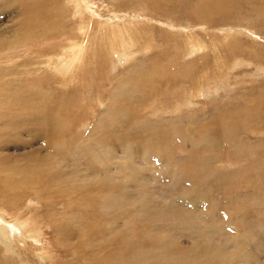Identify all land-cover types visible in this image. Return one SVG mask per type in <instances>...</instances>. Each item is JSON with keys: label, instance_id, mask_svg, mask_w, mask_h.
<instances>
[{"label": "rangeland", "instance_id": "374dc122", "mask_svg": "<svg viewBox=\"0 0 264 264\" xmlns=\"http://www.w3.org/2000/svg\"><path fill=\"white\" fill-rule=\"evenodd\" d=\"M134 9L152 44L124 52ZM0 26L14 264H264V0H0ZM243 49L253 64L223 75ZM38 153L58 160L33 177Z\"/></svg>", "mask_w": 264, "mask_h": 264}, {"label": "bare ground", "instance_id": "6f19581e", "mask_svg": "<svg viewBox=\"0 0 264 264\" xmlns=\"http://www.w3.org/2000/svg\"><path fill=\"white\" fill-rule=\"evenodd\" d=\"M164 9H166V7H164ZM259 10V9H258ZM257 10V11H258ZM261 10V9H260ZM259 10V11H260ZM258 11V12H259ZM123 14V16L125 17V24H127V26L126 27H124V28H128L127 30L126 29H122V31H121V35H122V39H121V43L123 44V46H122V49H123V51L125 52L126 50H127V48H126V45L128 46V48H129V46H130V44H129V42H128V40L131 42V43H133L134 45H136L137 46V50H139L138 48H142L143 47V44H142V41H141V39H144V41H145V43L146 42H149L148 44H152V40H151V38L153 37V35H152V32L149 30L150 28H149V26H148V23H147V21L145 20V15L144 14H141V11L140 10H136V9H134L133 10V13L131 14V18H128V16H127V12H123L122 13ZM259 14H261V13H259ZM258 14V15H259ZM256 15V14H255ZM142 17V18H138V17ZM108 22V21H107ZM60 26V27H59ZM58 27H56L55 29H54V31L52 32V35H58L57 33L59 32H62V31H64L65 30V28H66V25L65 24H61V25H59ZM103 26V25H102ZM6 29V30H3V29ZM4 28H3V26L1 27L0 26V51H3V53H6V52H8V50L10 49V47H11V44H12V42L9 40V38H8V35H7V27L6 26H4ZM252 28V27H251ZM220 39H218V41L213 45V47H212V54L214 55V57H215V59H217V58H219L220 57V54H219V50H218V46H220V45H222L223 44V42L226 40V36H220L219 37ZM183 40L180 42V43H177V41L175 42V44L176 45H178V46H180V47H182L183 49H185L186 47H188V44H187V39H185V38H182ZM239 39H241L242 40V38H241V36H239ZM65 41H68L67 39H65ZM262 41H264V38L262 39ZM179 42V41H178ZM239 43V42H238ZM260 44H263V43H261L260 42ZM146 45H144V47H145ZM226 46V41H225V43L222 45V47H225ZM240 46V45H239ZM129 49H132V47H130ZM90 51H92V44H91V48L89 49ZM263 50V46H261V47H259V51H262ZM203 51H206V49H203ZM246 51H247V49H243L242 50V53H243V55H241V56H236L235 54H233V56H232V59H231V61H232V66L233 67H230V68H227V66H225V69H222V73H223V75H226V76H229V72H232V70L233 71H235L234 70V68H237V67H243V66H245V65H247L248 67H250L253 63L250 61V60H248V59H246L245 58V56H244V54H247L246 53ZM258 51V52H259ZM134 53V52H133ZM0 59H4L3 58V56L2 55H0ZM230 61V62H231ZM3 62H5V61H3ZM0 73H3V72H0ZM222 82H224V81H222ZM197 84L201 87V84H200V82H197ZM203 84H204V82H203ZM259 92H261V89H259L258 90ZM176 94H178V93H176ZM172 95V94H171ZM249 97L247 96V98H246V103L247 104H249ZM169 113H171V112H169ZM175 115V114H174ZM125 119H127L128 121H130V122H133L134 120H135V116L132 114V113H125ZM160 118H161V115H160V113H158L157 114V119L160 121ZM171 125V123L170 122H168L167 123V126H170ZM126 137H129V138H132V139H134V136H132V135H126ZM142 137H145V138H143L144 140H146L147 138H148V131H147V129H144L143 130V132H142ZM12 138V137H11ZM200 141V140H199ZM243 142H244V140H242L241 141V143H240V147H242L243 146ZM8 143V142H7ZM199 144V143H198ZM197 144V145H198ZM10 145V144H9ZM202 145H204L203 143H202ZM194 146V145H193ZM200 146V145H199ZM252 146V145H251ZM197 147V146H196ZM202 147V146H201ZM246 148V147H245ZM241 149V148H240ZM243 150V149H242ZM249 150V149H248ZM39 150H37L36 152H38ZM245 151V150H244ZM33 152H35V151H33ZM238 152V150L236 151V153ZM249 152V151H248ZM209 159V158H208ZM54 160H58L56 157H44L43 155H40L39 153L38 154H31L30 156H24L23 158H22V161L24 162V164H25V166L23 165V163L21 164V168H23V169H28V170H30L32 173H33V177H34V169L36 168V165H37V163L41 166L42 165V163H41V161H46L47 163H51V162H53ZM203 160V159H202ZM11 161H13V160H11ZM19 162V161H18ZM59 162V161H58ZM61 163V162H60ZM19 164V163H18ZM205 164V163H204ZM8 165H9V170H11V171H16L17 170V168L18 167H15V166H13L12 164H10V162H8ZM20 165V164H19ZM31 165V166H30ZM43 165H45V164H43ZM194 164H191V165H189V167H192ZM186 166V165H185ZM44 167V166H43ZM194 167V166H193ZM18 169H20V167L18 168ZM187 169V168H186ZM49 170V169H48ZM8 173L9 172H7L6 170H5V168H3V166H0V180L1 181H3L5 178H8ZM220 175H222V174H220ZM223 177V176H222ZM44 178H46V177H44ZM218 178H220V176L218 177ZM224 178V177H223ZM50 179V178H49ZM43 181L45 182V179H43ZM42 180H41V182H43ZM40 182V181H39ZM43 182V183H44ZM46 183H47V181H46ZM205 183V182H204ZM206 184V183H205ZM52 185H53V183H52ZM39 187V186H38ZM48 187V185L46 186V188ZM52 187H54V186H51V188ZM41 188V187H40ZM48 188H50V187H48ZM42 189H43V187H42ZM41 190V189H40ZM45 190H47V189H45ZM52 190V189H51ZM42 191V190H41ZM49 191H50V189H49ZM88 191V190H87ZM37 192V191H36ZM45 192H47V191H45ZM86 193V192H85ZM205 193V192H204ZM39 194L40 193H38V196H39ZM56 194L57 195H62V194H60V192H58L57 190H56ZM36 195H37V193H36ZM88 196V195H87ZM41 197L43 198V196H42V193H41ZM39 198V197H38ZM37 198V199H38ZM42 200V202H44V204H46L47 203V201L45 202V200L44 199H41ZM54 200H55V198H54ZM65 200V198H63V199H61V201H64ZM40 201V200H39ZM5 216H7V212H5V211H0V223L3 221V218L5 217ZM30 219V221L32 222V223H36L35 222V220L34 219H32L31 217L29 218ZM3 226L5 227V231L6 232H8V233H11L12 231H13V229L11 228V226H9V228H7L6 226H7V224H5V223H3ZM1 231H2V227L0 226V233H1ZM55 236H56V240H57V244L59 245V246H63L64 247V245L66 244V240H64V239H62V237L57 233V232H55ZM10 237H12V236H10ZM17 237V236H16ZM29 238H31L30 237V235L28 234V235H24V237H23V240H22V242L23 241H25V240H27V239H29ZM0 241H1V244H2V246H4L6 249H3V248H1L0 247V264H14V261H13V255H16L15 254V252L12 250L11 251V247L9 246V243H11L12 242V240L10 239L9 240V238H8V235H3V236H1V234H0ZM14 242H16L17 243V241H16V239H15V241ZM59 242V243H58ZM71 243V242H70ZM64 248H66V249H68V250H72V249H74V247H72L71 246V244H66V246L64 247ZM7 249L8 250H10V251H7ZM41 257H42V255H40ZM44 256H46V257H49V255H48V253L46 252L45 253V255ZM133 263V262H132ZM115 264H122L120 261L119 262H115Z\"/></svg>", "mask_w": 264, "mask_h": 264}]
</instances>
